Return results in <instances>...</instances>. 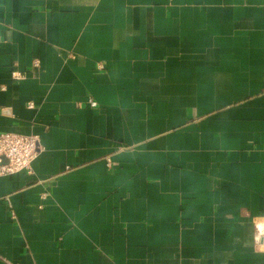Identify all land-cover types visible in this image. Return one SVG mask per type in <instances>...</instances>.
<instances>
[{"label":"crops","instance_id":"obj_1","mask_svg":"<svg viewBox=\"0 0 264 264\" xmlns=\"http://www.w3.org/2000/svg\"><path fill=\"white\" fill-rule=\"evenodd\" d=\"M5 132L0 264H264V0H0Z\"/></svg>","mask_w":264,"mask_h":264},{"label":"built area","instance_id":"obj_2","mask_svg":"<svg viewBox=\"0 0 264 264\" xmlns=\"http://www.w3.org/2000/svg\"><path fill=\"white\" fill-rule=\"evenodd\" d=\"M14 79L23 77V73L12 71ZM92 106L96 102L90 100ZM42 150L40 139L37 135L5 132L0 134V176L12 174L21 170L32 172L33 162ZM264 245V234L261 238Z\"/></svg>","mask_w":264,"mask_h":264}]
</instances>
